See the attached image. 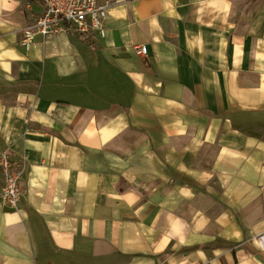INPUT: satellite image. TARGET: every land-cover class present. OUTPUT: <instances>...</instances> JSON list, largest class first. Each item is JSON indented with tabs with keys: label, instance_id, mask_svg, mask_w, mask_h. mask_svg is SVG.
Returning <instances> with one entry per match:
<instances>
[{
	"label": "crops",
	"instance_id": "1",
	"mask_svg": "<svg viewBox=\"0 0 264 264\" xmlns=\"http://www.w3.org/2000/svg\"><path fill=\"white\" fill-rule=\"evenodd\" d=\"M43 10L0 0V264H264V0H123L27 50Z\"/></svg>",
	"mask_w": 264,
	"mask_h": 264
},
{
	"label": "built area",
	"instance_id": "2",
	"mask_svg": "<svg viewBox=\"0 0 264 264\" xmlns=\"http://www.w3.org/2000/svg\"><path fill=\"white\" fill-rule=\"evenodd\" d=\"M43 5V13L23 32V44L27 50L38 37L47 38L59 34H73L91 46H97L108 36L107 18L111 3L122 0H34ZM137 56L147 57L143 47H135ZM0 173L4 180L0 192L1 204L9 210L19 208L23 198L21 179L14 171L9 153L0 154Z\"/></svg>",
	"mask_w": 264,
	"mask_h": 264
},
{
	"label": "rangeland",
	"instance_id": "3",
	"mask_svg": "<svg viewBox=\"0 0 264 264\" xmlns=\"http://www.w3.org/2000/svg\"><path fill=\"white\" fill-rule=\"evenodd\" d=\"M102 2L104 1V0H101ZM112 1H114V0H112ZM123 1V0H122ZM124 1H131V0H124Z\"/></svg>",
	"mask_w": 264,
	"mask_h": 264
}]
</instances>
